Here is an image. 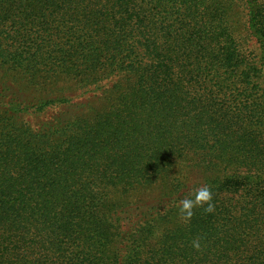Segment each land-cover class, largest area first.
I'll return each mask as SVG.
<instances>
[{
    "label": "trees",
    "instance_id": "trees-1",
    "mask_svg": "<svg viewBox=\"0 0 264 264\" xmlns=\"http://www.w3.org/2000/svg\"><path fill=\"white\" fill-rule=\"evenodd\" d=\"M0 72V264H264V0H0Z\"/></svg>",
    "mask_w": 264,
    "mask_h": 264
},
{
    "label": "rangeland",
    "instance_id": "rangeland-1",
    "mask_svg": "<svg viewBox=\"0 0 264 264\" xmlns=\"http://www.w3.org/2000/svg\"><path fill=\"white\" fill-rule=\"evenodd\" d=\"M238 20H240V22H242V24H244V22H245L244 14H240V17L238 18ZM247 40H248V43L244 47L247 50V52H249L251 55H252V53L253 54L257 53L255 44L252 42V37L248 36ZM252 49H253V51H252ZM1 74L2 73L0 72V78L2 77ZM28 92H29V90H28ZM102 94H103L102 90L91 91V92L87 93L86 95L78 97L77 101H80V102H82V101L83 102L84 101L85 102H97L99 100V102H100V97ZM46 116L29 114L27 116V118H29V120L32 122V124L36 125V123L41 121ZM193 156H195V155H193ZM192 158H193L192 160H188L184 164H181V166L179 168L180 173L178 175H181V177L184 178V180L186 181V185L188 187H190L191 189H193V188L196 189L197 187H200L201 185H203V182L206 181L205 179L207 177H211L212 173H211V169H208L204 165L202 166V165L196 163V161H198V160L201 162L200 157L198 158V156H197V157H192ZM222 168L223 167H218V169H215V170H219L222 172L221 174H223L224 171L222 170ZM177 173L178 172L174 173V175H176ZM162 188H163V186L158 183V185H156L153 189H151L150 192L140 194V196L143 198L142 201L150 202L153 200V198L156 199L160 195V193L164 190Z\"/></svg>",
    "mask_w": 264,
    "mask_h": 264
},
{
    "label": "clouds",
    "instance_id": "clouds-1",
    "mask_svg": "<svg viewBox=\"0 0 264 264\" xmlns=\"http://www.w3.org/2000/svg\"><path fill=\"white\" fill-rule=\"evenodd\" d=\"M206 205V207H205ZM179 210L180 218L184 222H190L194 215L195 208H203L206 214L212 213L215 210V204L213 203V193L208 185H201L194 189L188 196L179 200L176 204ZM192 247L197 251L200 250V238L196 237L191 242Z\"/></svg>",
    "mask_w": 264,
    "mask_h": 264
}]
</instances>
